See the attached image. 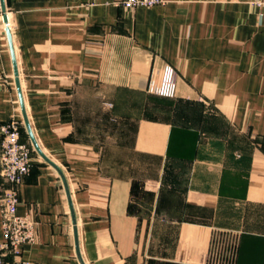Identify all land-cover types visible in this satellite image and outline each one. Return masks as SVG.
<instances>
[{
  "label": "crops",
  "instance_id": "crops-1",
  "mask_svg": "<svg viewBox=\"0 0 264 264\" xmlns=\"http://www.w3.org/2000/svg\"><path fill=\"white\" fill-rule=\"evenodd\" d=\"M118 1L5 0L25 111L72 200L31 141L0 27V126L17 117L33 147L22 258L264 264V6Z\"/></svg>",
  "mask_w": 264,
  "mask_h": 264
},
{
  "label": "built area",
  "instance_id": "built-area-1",
  "mask_svg": "<svg viewBox=\"0 0 264 264\" xmlns=\"http://www.w3.org/2000/svg\"><path fill=\"white\" fill-rule=\"evenodd\" d=\"M166 2L167 0H119L118 4L135 8L164 5ZM258 4L264 6V0H259ZM3 26L7 27V24L0 5V27ZM0 132V209L3 230L0 264H36L22 258V247L37 239L36 221L29 214L18 213L20 189L33 166V147L22 139V123L15 116L0 126Z\"/></svg>",
  "mask_w": 264,
  "mask_h": 264
},
{
  "label": "water",
  "instance_id": "water-1",
  "mask_svg": "<svg viewBox=\"0 0 264 264\" xmlns=\"http://www.w3.org/2000/svg\"><path fill=\"white\" fill-rule=\"evenodd\" d=\"M0 5H1V9L4 13L3 15V18H4V21L5 23L7 24V27H6V31H7V35H8V39H9V42H10V47H11V51H12V56H13V61H14V66H15V74H16V80H17V85H18V89H19V92H20V96H21V100H22V107H23V112H24V119H25V124H26V127H27V130H28V133H29V136L31 138V141L35 147V149L39 152V154L44 157V159H46L49 163H51L53 166H55L61 176L63 177V180H64V183H65V186H66V190H67V194H68V198H69V201L71 203V206H72V200H71V194H70V190H69V186H68V182H67V179L63 173V171L54 163L52 162L44 153L43 151L41 150L39 144H38V141L35 137V134L33 132V129L31 127V124L29 122V118L27 116V113L25 111V107H24V103H23V98H22V93H21V87H20V80H19V70H18V65H17V61H16V56H15V52H14V45H13V38H12V32H11V29L8 25L9 23V18H8V14L6 13V3H5V0H0ZM74 213V211H73ZM74 215V214H73ZM74 222L76 223V219L74 218ZM75 231H76V236H77V247H79V240H78V231H77V227H75ZM79 255H80V252H79ZM81 256V255H80ZM81 258V257H80ZM81 261H82V264H85L83 259L81 258Z\"/></svg>",
  "mask_w": 264,
  "mask_h": 264
},
{
  "label": "rangeland",
  "instance_id": "rangeland-1",
  "mask_svg": "<svg viewBox=\"0 0 264 264\" xmlns=\"http://www.w3.org/2000/svg\"><path fill=\"white\" fill-rule=\"evenodd\" d=\"M234 239L235 238H232L230 240H225L220 246H217V247L214 248V251L222 252V254H220L222 256V258L221 257L218 258L219 257V253H216L217 257H216V254H214V258H215L214 260L220 261V262H224V261L229 260L232 257L233 247H234ZM224 257L227 260H224Z\"/></svg>",
  "mask_w": 264,
  "mask_h": 264
}]
</instances>
